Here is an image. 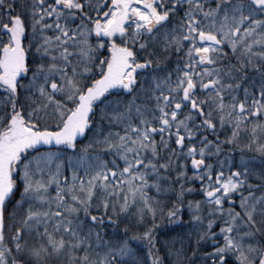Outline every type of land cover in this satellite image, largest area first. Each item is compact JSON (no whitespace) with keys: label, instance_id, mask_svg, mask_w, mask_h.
Returning <instances> with one entry per match:
<instances>
[{"label":"snow or ice","instance_id":"1","mask_svg":"<svg viewBox=\"0 0 264 264\" xmlns=\"http://www.w3.org/2000/svg\"><path fill=\"white\" fill-rule=\"evenodd\" d=\"M0 264H264V0H0Z\"/></svg>","mask_w":264,"mask_h":264}]
</instances>
